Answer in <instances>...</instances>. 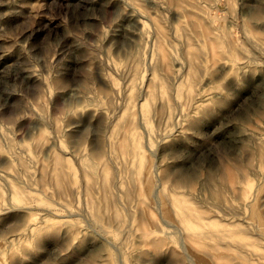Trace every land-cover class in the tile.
Here are the masks:
<instances>
[{
    "label": "rangeland",
    "instance_id": "374dc122",
    "mask_svg": "<svg viewBox=\"0 0 264 264\" xmlns=\"http://www.w3.org/2000/svg\"><path fill=\"white\" fill-rule=\"evenodd\" d=\"M123 1L0 0V264H264V0H189L180 16L135 0L190 34L192 101L160 70L164 87L142 92L149 52ZM131 134L142 171L119 148ZM183 201L211 222L200 243L177 227Z\"/></svg>",
    "mask_w": 264,
    "mask_h": 264
},
{
    "label": "bare ground",
    "instance_id": "6f19581e",
    "mask_svg": "<svg viewBox=\"0 0 264 264\" xmlns=\"http://www.w3.org/2000/svg\"><path fill=\"white\" fill-rule=\"evenodd\" d=\"M111 1V0H110ZM115 1V0H114ZM117 1V0H116ZM120 1V0H118ZM153 5L159 7V8H162L164 9V11L166 12H170V13H177L179 16L184 14L185 12H189V9H188V6L189 4L192 5V3H189L186 5V3L189 1V0H149ZM197 1V0H196ZM191 2V1H190ZM231 2V0H230ZM124 5L123 9L120 11L123 12V16L125 18H127L128 20H130L131 22H133V26H132V29L130 30L129 32V39L131 42L135 43L137 46H145L147 47V51L149 52L148 53V58L149 61H150V73L148 74L147 77L148 80H149V83L147 84V86H145V88H142L140 87V89L142 90V92H146V93H152L154 92L157 87L161 88L164 87V82H162L161 80L164 79L162 78L161 76V79L160 81L157 79L158 78V73L157 71L160 70L161 73L164 75V76H175L177 77V79H179V81H186L187 83V97L191 99L193 98H196V94L195 93V89H194V81H193V70H194V65L196 63V56L194 54V52L191 50V47H192V44L190 42V38L188 33L184 32V38L183 40L181 38H179L177 36V33H176V30L172 27V26H169V28L167 29L168 26H166L164 24V22L160 19V18H157V17H153L152 15L150 14H146L142 8L140 7V5L135 1V0H125L122 2ZM201 4V3H200ZM232 4V2L230 3ZM205 6V5H204ZM228 6V5H227ZM230 7V6H229ZM205 10V9H204ZM192 12V11H191ZM204 12V11H203ZM117 13V12H116ZM193 13V12H192ZM192 13H187V14H190L189 16H191ZM176 14V15H177ZM195 14V13H193ZM169 15V13H168ZM174 15V16H176ZM161 17V16H160ZM178 17V16H177ZM177 17H175V19H177ZM191 18V17H190ZM197 18V17H196ZM165 19V18H164ZM193 19V18H192ZM190 20V19H189ZM194 20V19H193ZM177 21V20H176ZM184 21V20H183ZM204 21V20H203ZM190 22V21H189ZM197 22V21H196ZM194 22V23H196ZM205 24V22L203 23ZM208 25V23H206ZM197 25V24H196ZM203 27V25H201ZM206 26V25H205ZM193 27V26H192ZM191 27V28H192ZM185 29V28H184ZM204 29V27H203ZM206 29V28H205ZM194 30V29H193ZM208 31V30H207ZM196 34L199 35V33H197V31H195ZM205 32V31H204ZM211 33V32H209ZM201 35V33H200ZM199 35V37H200ZM104 37V36H103ZM259 37V36H258ZM168 38H172L174 40H177L179 42V45H180V48H181V51L184 50V56L183 59H179V57H177L174 52H172L168 46H167V40ZM211 38V37H209ZM207 38V39H209ZM212 40V41H211ZM211 40H208L211 44V42H213V38ZM211 41V42H210ZM170 42V41H169ZM195 43V42H193ZM214 44V42H213ZM212 46L213 48L215 46ZM139 47V48H140ZM196 47V46H195ZM198 47V46H197ZM211 47V48H212ZM210 48V47H209ZM210 48V49H211ZM212 48V49H213ZM210 51V53H212V50ZM201 50V49H200ZM136 52V51H135ZM140 52V50H139ZM198 53V52H197ZM201 53V52H200ZM216 54V50H214L213 54ZM218 54L217 55H220L219 52H217ZM135 54V53H134ZM214 54V55H215ZM202 54H200L201 56ZM212 55V54H211ZM213 55V56H214ZM141 56V55H140ZM147 56V55H146ZM203 56V55H202ZM223 58L225 56L221 55ZM138 58V56H136ZM221 57V58H222ZM139 59V58H138ZM215 60L217 58H214ZM135 60V59H134ZM200 60V59H199ZM219 59H217L218 61ZM140 61V59H139ZM216 61V62H217ZM220 61V60H219ZM127 62V61H126ZM243 63V62H242ZM112 64V63H111ZM247 64V63H246ZM112 66V65H111ZM200 66V65H199ZM246 67V65H245ZM113 68V67H112ZM228 68V67H227ZM137 71V70H136ZM129 72V71H128ZM127 72V73H128ZM138 72V71H137ZM133 75V74H132ZM137 77V76H136ZM135 77V78H136ZM138 77H139V74H138ZM137 77V78H138ZM195 78V77H194ZM37 79V78H35ZM107 79H108V83L109 85L111 86L112 89L115 90V85H114V81L113 79L111 78V76H107ZM173 79V78H172ZM136 81V80H135ZM173 85V84H172ZM166 86V85H165ZM168 88V87H167ZM83 91V90H82ZM141 93V92H140ZM139 93V94H140ZM145 93V94H146ZM112 94V93H111ZM155 94V93H154ZM218 94V93H217ZM134 95V94H133ZM132 95V96H133ZM138 95V94H137ZM136 95V96H137ZM161 96L160 98V101L162 104H164L165 102H171V99L173 100V96L174 94H172L173 96H171V98H168V99H165L162 94H159ZM198 95V94H197ZM201 95V94H200ZM142 96V95H141ZM140 96V97H141ZM120 97V96H119ZM138 97V96H137ZM202 97V96H201ZM138 99V98H137ZM135 100V99H134ZM92 101V99H91ZM192 101V100H191ZM113 103V102H112ZM118 104V103H117ZM202 105V103H201ZM160 106V105H159ZM170 108V107H169ZM168 108V109H169ZM178 108V107H177ZM162 109V108H161ZM92 112V110H90ZM138 111V110H137ZM140 112V111H139ZM170 112V110H169ZM142 113V117L140 118V126H142L146 131L149 132L150 128H148V124L146 123L145 121V115H144V112H141ZM155 113V112H154ZM77 119V118H76ZM77 122H79L77 120ZM75 124V123H74ZM55 131H57V127H56V124H55ZM252 131V130H251ZM46 135V134H45ZM51 135V134H50ZM54 136L55 133H54ZM136 134H131V140L128 141V140H123L119 143V148L121 149L122 152L126 151V150H131L132 153L134 155H137L139 156V160H138V164H139V171H142L144 168V163H145V160L144 158L142 157L143 156V151L141 149V144L139 143L138 139H136ZM49 138V137H47ZM130 139V138H129ZM256 140V139H255ZM149 142V140H148ZM55 144V143H54ZM152 145V144H151ZM13 146V145H12ZM60 146V145H59ZM49 147V146H48ZM61 148L63 149V147L61 146ZM60 148V149H61ZM150 149V148H149ZM24 151V150H23ZM64 151V150H63ZM151 151V149H150ZM153 151V150H152ZM59 154V153H58ZM54 156V155H53ZM51 156V157H53ZM81 156V155H80ZM81 158V157H80ZM82 159V158H81ZM19 160V159H18ZM161 160V159H160ZM159 160V161H160ZM55 161L58 165H60V168L59 170L57 169V174H59V177L60 175H62V166L63 164L65 163L63 157L60 155H57L55 156ZM88 164V163H87ZM133 164V163H132ZM137 164V162H136ZM91 166H92V163H91ZM258 168V167H257ZM84 169V167H83ZM90 170V169H89ZM86 171V175L87 176H90V173L92 174L91 171ZM243 170V169H242ZM132 171H134L132 169ZM8 172V171H6ZM255 172V171H254ZM133 173V172H131ZM169 175V174H168ZM188 175V174H187ZM58 176V175H57ZM65 176V175H64ZM167 176V175H166ZM190 177V175H189ZM1 178L4 180V182H6L7 184V190H9L10 192H13V193H16V189H15V186L12 184L13 182H11V179L10 177H8V175H1ZM58 179V177H56ZM134 178V177H133ZM143 178V177H142ZM66 179V178H65ZM91 179V177H90ZM161 179V178H160ZM179 179V178H178ZM61 180V179H59ZM58 180V181H59ZM108 180H109V176L107 174V172H105V175L103 176V182H104V185H107L108 183ZM134 180V179H133ZM191 180V179H190ZM65 181V180H64ZM110 181V180H109ZM60 182V181H59ZM181 182V181H180ZM188 182V181H187ZM67 183V182H66ZM87 185H91L90 184V181H88V178L86 179V182H85ZM116 183V182H115ZM161 183V182H160ZM58 184V183H57ZM60 185H62L60 183ZM128 185V184H127ZM133 185H134V182H133ZM57 186V185H56ZM108 186V185H107ZM135 186V185H134ZM137 186V185H136ZM162 186V185H161ZM59 187V186H58ZM127 187V186H126ZM125 187V188H126ZM132 187V186H131ZM163 187V186H162ZM60 188V187H59ZM124 188V189H125ZM75 189V188H73ZM128 189V188H127ZM134 189V188H133ZM157 189V188H156ZM64 190V189H63ZM129 190V189H128ZM162 190V189H161ZM134 191V190H133ZM140 191L143 192L142 189H140ZM157 191V190H155ZM215 191V190H214ZM126 192V191H125ZM169 192V191H168ZM145 194V192H143ZM129 194V193H128ZM158 194V192H155V198H156V195ZM218 195V194H217ZM116 196V195H115ZM132 196V194H131ZM170 196V195H169ZM222 196V195H221ZM7 195L4 194V191H2L0 189V199L3 198V199H6ZM140 199V198H139ZM222 199V197H221ZM171 204H175V201L179 202L180 201V198L179 197H176V198H170L169 199ZM220 202V201H219ZM181 205L182 206H179V207H174V210H175V213L177 215V218L179 220V225H177V227L180 229V233L182 232L183 235H185L186 237L194 240V241H197V242H202L201 238H203V235L206 233L202 228H200L201 224L202 223H208L210 224L211 222L209 221H205L203 222L202 219H205L206 216L204 215H201V214H197L195 212H193L190 208L189 205H187V203H185L184 201L181 202ZM215 205V204H214ZM233 205V204H232ZM158 207H162V203L160 202V200L158 201ZM176 206V205H175ZM228 206V205H227ZM20 208V206H17ZM25 207V206H23ZM31 207V206H29ZM219 207V206H218ZM3 208V207H2ZM5 208V207H4ZM14 208L13 206L11 207V209ZM230 208V207H229ZM3 210V209H2ZM50 210V209H49ZM233 210V209H232ZM5 211V210H4ZM8 211V210H6ZM142 212V211H141ZM214 213V212H213ZM85 215V214H84ZM117 215V213H116ZM120 217V216H119ZM161 217V216H160ZM116 220V218H115ZM119 220V219H118ZM162 220V219H161ZM38 222V221H37ZM238 222V221H237ZM245 223V222H244ZM129 224V223H128ZM173 226V225H172ZM131 227V226H130ZM157 227V226H156ZM254 227V226H253ZM92 228V227H91ZM160 229V228H159ZM239 230H242V228H238ZM245 228H243L244 230ZM37 230V229H36ZM162 230V229H161ZM213 231V230H212ZM246 231V229H245ZM249 231V229L247 230ZM210 232V231H208ZM152 233V232H151ZM181 235V234H180ZM216 235V234H215ZM107 237V236H106ZM220 239V238H219ZM110 241V240H109ZM187 241V240H186ZM17 242V241H16ZM159 242H156L158 245H159ZM212 242V241H211ZM228 242H231L228 241ZM238 242V241H237ZM191 243V242H189ZM214 243V242H212ZM216 243V242H215ZM154 244V243H153ZM232 244V243H231ZM155 245V244H154ZM182 245V244H181ZM217 245V244H215ZM183 246V245H182ZM239 246V245H238ZM223 247V246H222ZM234 247V246H233ZM155 248V247H154ZM157 248V247H156ZM224 248V247H223ZM160 249V248H159ZM158 249V250H159ZM215 249V248H214ZM235 250V248H234ZM184 251V250H183ZM203 251V250H201ZM236 251V250H235ZM3 252V251H2ZM185 252V251H184ZM204 252V251H203ZM238 252V250L236 251ZM194 253V252H193ZM206 253V252H204ZM209 253V252H208ZM207 254V253H206ZM239 254V253H238ZM187 255V254H186ZM242 255V254H241ZM188 256V255H187ZM210 256V255H209ZM240 256V255H239ZM241 257V256H240ZM190 258V257H189ZM192 259V262L194 261L193 258ZM214 259V258H213ZM245 261V258L244 260ZM122 262V261H121ZM255 262V261H254ZM189 263V262H187ZM225 263V261H224ZM258 263V262H257ZM195 264V263H194Z\"/></svg>",
    "mask_w": 264,
    "mask_h": 264
}]
</instances>
